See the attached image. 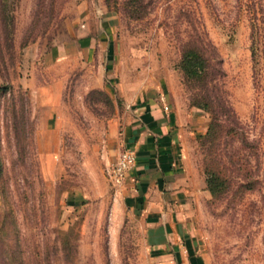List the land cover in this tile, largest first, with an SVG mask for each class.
<instances>
[{
    "label": "rangeland",
    "instance_id": "1",
    "mask_svg": "<svg viewBox=\"0 0 264 264\" xmlns=\"http://www.w3.org/2000/svg\"><path fill=\"white\" fill-rule=\"evenodd\" d=\"M142 5L136 20L125 0H0V264H153L154 227L108 170L131 149L135 102L162 93L186 173L149 217L174 219L201 264H264V0ZM194 30L236 111V185L219 199L201 146L211 116L180 66Z\"/></svg>",
    "mask_w": 264,
    "mask_h": 264
},
{
    "label": "crops",
    "instance_id": "2",
    "mask_svg": "<svg viewBox=\"0 0 264 264\" xmlns=\"http://www.w3.org/2000/svg\"><path fill=\"white\" fill-rule=\"evenodd\" d=\"M135 106L123 132V144L136 155L125 187L131 197L130 206L140 208L149 218V225L154 227L156 236L153 235L149 244L153 264H201L196 252L187 250L180 241L182 236L172 232L174 219L164 215L160 219L149 217L152 211L165 209V204L157 203L152 195L174 192L172 186L186 173L185 161L179 152L182 144L176 133L174 106L163 93L154 99L138 100Z\"/></svg>",
    "mask_w": 264,
    "mask_h": 264
},
{
    "label": "trees",
    "instance_id": "3",
    "mask_svg": "<svg viewBox=\"0 0 264 264\" xmlns=\"http://www.w3.org/2000/svg\"><path fill=\"white\" fill-rule=\"evenodd\" d=\"M136 20L143 0H125ZM180 66L194 84L193 104L206 110L211 121L203 135L207 187L216 199L231 193L236 185V111L225 89V72L215 44L206 32L194 30L178 38Z\"/></svg>",
    "mask_w": 264,
    "mask_h": 264
},
{
    "label": "built area",
    "instance_id": "4",
    "mask_svg": "<svg viewBox=\"0 0 264 264\" xmlns=\"http://www.w3.org/2000/svg\"><path fill=\"white\" fill-rule=\"evenodd\" d=\"M136 161L135 152L131 149H124L117 161L108 170L110 180L115 186L122 187L128 172L132 169Z\"/></svg>",
    "mask_w": 264,
    "mask_h": 264
}]
</instances>
